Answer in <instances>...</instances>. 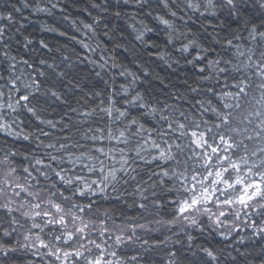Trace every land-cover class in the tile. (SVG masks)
<instances>
[{
  "label": "snow or ice",
  "instance_id": "snow-or-ice-1",
  "mask_svg": "<svg viewBox=\"0 0 264 264\" xmlns=\"http://www.w3.org/2000/svg\"><path fill=\"white\" fill-rule=\"evenodd\" d=\"M56 8L0 11V264H264V0H93L164 79L34 39Z\"/></svg>",
  "mask_w": 264,
  "mask_h": 264
},
{
  "label": "trees",
  "instance_id": "trees-1",
  "mask_svg": "<svg viewBox=\"0 0 264 264\" xmlns=\"http://www.w3.org/2000/svg\"><path fill=\"white\" fill-rule=\"evenodd\" d=\"M6 2L7 0H0V11L3 10V5ZM41 2L42 6L47 4L49 7L51 6V3H57L58 8L53 9L51 15H48L47 13L32 15L31 11L25 10L24 15L29 17V21L27 22L28 31L32 34L34 39L38 40L42 38L54 48H61L65 54H68L73 58H75L77 52L81 55L88 54L80 46L78 41L82 40L85 43L90 44L92 47H96L97 44H99L100 48L97 49L96 53L90 54L91 58H98L101 50L107 48L109 52L106 53V55H113L116 58L118 65L123 63L128 68L135 70V65L137 63L147 61L148 63L146 66L149 71L154 72V75L158 74L162 79L169 77L170 70L154 58L149 59L147 56V49L143 51L138 49L133 50L131 43L125 44V47H127L129 51H125L124 47H121L120 49L113 48L114 41H110L104 36L105 29L103 28V23H108L112 29H116L117 36H119L122 32L125 36H127L128 41H132L130 30H126L127 25L123 20H115L110 16V14L107 15L102 24L96 26L95 36L88 32L87 29L83 28V24L93 23V17L99 18L102 15V13H100L97 9L92 8L93 0H41ZM61 8L63 11H60ZM64 16H68L69 19L65 20L63 18ZM72 21L76 22L75 25L72 24ZM48 27L55 28L57 31L49 32L43 30ZM59 32H65L67 36H75L76 41L70 40L67 37H61L58 34ZM151 39L163 44L164 37L151 36ZM80 67H86V70L89 72L92 70V65H80ZM119 70L120 69L117 68L113 71L118 72ZM105 78H107V76ZM171 78L173 82H176L174 76ZM117 79L119 82H124L123 77H117ZM152 84L157 89L159 88L158 80L154 79ZM0 142H2V138H0Z\"/></svg>",
  "mask_w": 264,
  "mask_h": 264
}]
</instances>
